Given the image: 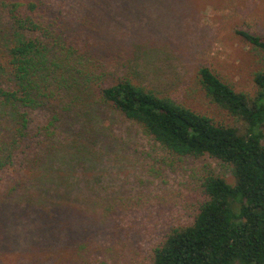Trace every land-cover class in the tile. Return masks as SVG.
Instances as JSON below:
<instances>
[{
  "label": "rangeland",
  "instance_id": "obj_1",
  "mask_svg": "<svg viewBox=\"0 0 264 264\" xmlns=\"http://www.w3.org/2000/svg\"><path fill=\"white\" fill-rule=\"evenodd\" d=\"M50 4L70 20L77 13L89 20L72 33L80 46L90 47L87 60L109 69L116 62L119 74L131 73L156 94L225 119L200 89L202 65L236 90L254 92L264 52L241 31L264 36V0ZM85 93L81 99L90 101ZM66 94L51 104L68 100ZM50 108L32 111L31 124L44 121ZM97 112L86 128L88 139L70 137L69 122L47 137L46 146L34 129L18 133L0 152V264H150L164 232L192 220L204 199L203 177L216 173L232 181L218 160L174 155L119 112L104 106ZM46 182L48 194L39 187ZM75 196L83 200L78 219L77 207L70 208Z\"/></svg>",
  "mask_w": 264,
  "mask_h": 264
},
{
  "label": "trees",
  "instance_id": "obj_2",
  "mask_svg": "<svg viewBox=\"0 0 264 264\" xmlns=\"http://www.w3.org/2000/svg\"><path fill=\"white\" fill-rule=\"evenodd\" d=\"M62 13L50 0H0V152L18 133L34 129L46 146L47 137L69 122L70 137L88 139L86 128L96 119L97 107L110 108L168 152L210 156L233 178L203 177L204 199L192 220L164 232L152 248L150 264H264V58L253 74L252 94L236 90L206 65L198 68L200 89L227 115L219 120L156 94L127 71L119 74L116 62L109 69L87 60L90 47L80 46L72 33L88 27L89 20L79 13L70 20ZM241 34L264 52V36ZM84 91L90 101L81 99ZM66 92L68 100L51 104ZM39 108L50 113L33 126L30 113ZM52 170L53 165L49 176ZM39 187L47 194L51 188L47 182ZM75 197L70 208L77 207L78 219L83 200Z\"/></svg>",
  "mask_w": 264,
  "mask_h": 264
}]
</instances>
